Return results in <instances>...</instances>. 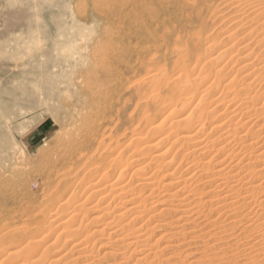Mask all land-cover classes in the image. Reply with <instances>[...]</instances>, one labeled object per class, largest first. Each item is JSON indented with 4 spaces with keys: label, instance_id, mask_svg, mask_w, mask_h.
<instances>
[{
    "label": "rangeland",
    "instance_id": "obj_1",
    "mask_svg": "<svg viewBox=\"0 0 264 264\" xmlns=\"http://www.w3.org/2000/svg\"><path fill=\"white\" fill-rule=\"evenodd\" d=\"M244 1L246 0H241V2ZM257 1L260 2L253 1L250 4L251 6H248L252 0H247L245 4L241 3L240 0H0L1 264H15V262L16 264H29L30 261L25 260L27 258L24 255L25 251H21L24 246L20 244V241L12 240L9 235L14 230L30 233L39 228H48V221L50 220L48 216L54 215V211L59 216V219L55 222L58 227L56 228L55 224H52L51 229L53 232L50 233L46 229L43 235L46 238L51 235V238L48 239L50 242L47 240L48 244L52 241V245L55 243L56 248L58 247L57 249L61 253L65 252L72 240L67 236L69 232L64 230L67 228H63V225L60 226L59 222L62 224L64 217L66 219L70 214H75L73 216L78 215L77 220H82L84 225V223H88L89 217L93 213L84 212L89 205L82 208L81 212L72 210L76 198L84 201L91 198L93 199L91 200L92 204L96 205L98 203L101 207L110 200L108 202L110 203V210L116 211L115 214L122 211V203L119 202V197L111 198L109 197L111 195H109L103 199L105 194L102 192L99 195L100 197L93 198L92 195L95 196L94 194L89 195L87 194L89 192L86 193V191L82 193L83 188L87 189L88 185H92L94 182L99 185L104 182L108 173L111 174V177H109V180L112 179L111 182L113 179H119V176H125L124 179L130 180L131 184L138 179L136 175L133 176L131 171L144 166L145 171L156 170L159 181L167 171H178L177 168H179L178 172L180 173L188 170L191 174L188 171V174H185L192 175L195 167L191 165L192 158H186L188 149L185 150V147L187 146L185 144L180 146L175 144L173 147L172 140L170 141L169 138L170 133L174 130H171L170 133H168L170 128L166 130L168 118L176 115L177 112L180 113V109L188 105L186 104L188 99L190 102L188 101L189 107L185 114L193 115L194 120L202 119V117L205 119V114H202V116L198 114L199 111L205 108L204 101L206 106L210 101V105L214 106L211 108L209 105L207 109L210 110L209 108H211L212 114L219 115L224 112L222 109L227 107L226 104H233L229 102L230 98L237 102L241 99V95L242 98L245 97L240 92L260 93L257 94L258 97L253 95L257 101L259 100L258 105L264 103L263 80L258 78L261 73L264 74V67L262 68V65L264 66V8L262 10L264 0L263 2L261 0ZM259 9L262 11H259ZM247 10H249L247 13L244 12ZM253 11L257 13L255 14ZM244 59L248 62L244 64L251 69V71L249 69V72L252 75L255 74L256 69V73H259L257 76L256 74L252 76L253 79L250 81L253 84L250 88L242 87L241 84L244 82L240 76L243 75L244 71L238 72L236 70L241 67L239 65H242L241 60ZM230 80L233 81L230 83ZM254 81H258L257 84ZM189 83L193 85H189ZM229 84L233 85L231 86L232 89L228 88L226 90L228 86L230 87ZM195 89L197 90L195 91ZM226 92L228 95H226ZM229 92L232 93V96ZM237 93L239 96L236 97ZM220 94L222 99L218 96ZM215 96L218 97L217 103H215ZM219 98L221 101H219ZM210 99H212L213 104ZM201 104H203V107ZM216 111L218 114H215ZM196 114H198L197 117ZM255 117H258L261 122ZM255 117L253 119L258 121V126H255V129L260 128L259 126L264 122V110L261 115ZM165 118L166 120H164ZM195 123L198 124V121ZM200 123L203 125H199ZM154 124L158 126L155 129L152 128ZM162 124L164 127L166 126V131H164ZM199 124L200 127L197 126L199 130H196V133L201 135L199 139L210 136L212 140L214 136L216 137L213 139L214 142H208L212 148L209 151L210 153L207 152L206 154L210 157L214 155V165L216 160L221 161V158L225 157L222 155L226 152V150L220 153L217 152V155H215L216 148H221L222 145L227 146V141L223 143L218 140L219 142L215 143L218 134L206 128L202 120ZM162 130L164 131L163 134L167 135L168 133V136L162 134L164 139L161 137L162 139L159 140L158 136L160 135L157 136L156 133L159 134L160 132L161 134ZM243 130L241 129L239 133L246 132V129ZM149 132L154 134L153 138L156 141L159 140L157 144L161 145L157 146L156 149L152 146L151 149L144 150V154L140 150L142 147L148 146L147 143L145 145V142L152 138V134H149ZM247 136V138L254 136L255 139V135L249 134ZM262 136L259 140H262ZM173 137L175 136L173 135ZM210 137L208 140H210ZM164 140H167V143H164ZM136 144L137 146H135ZM169 144L174 149L170 146L167 147ZM261 144L264 143L261 142ZM161 146L165 152L167 148H169V151L173 149L169 153L173 158L170 155H164L165 160H163V163L161 162L163 166L156 168L157 164L150 165L148 160ZM160 149L159 151L164 154V151L162 152V149ZM119 153L123 156H120ZM135 153H137V156ZM181 153L184 155H182L183 157ZM246 156L243 160L248 162L249 159L245 160ZM178 157L179 159L183 158L181 162L177 160ZM223 158L222 160H224ZM135 160L138 161L135 162ZM172 160L174 163L175 161L180 162L179 167H173L176 163L175 165L171 164ZM202 160L200 159L199 162H203ZM119 161L120 163H118ZM124 161L125 164L127 163L126 165ZM131 163H133V166L129 165ZM252 163L258 165L262 162L259 160ZM119 164L120 166H118ZM164 164L172 165V168L166 170L168 167ZM115 167L125 169L123 175H120L119 170L116 171ZM104 168L108 170L106 171ZM185 168L186 170H184ZM95 171L96 175H94ZM199 174L198 180L201 181L198 183L202 185L204 180L208 179V174L205 170L199 172ZM91 175L96 177L92 179L93 176ZM169 188L166 189L160 186L158 190L161 195L176 190L173 187L170 188L171 190ZM205 188L207 189L208 186ZM136 190L142 192V195H146L149 187H144L143 190L136 188ZM80 193L84 195L82 196ZM256 193L257 191H251L247 195L252 194L254 196ZM79 195L82 197H79ZM210 199L214 206L211 209L213 212L211 219L224 220V222H218L220 223L219 226L227 223L225 222L226 218H228V221L234 220L231 221L232 225H229L228 231L222 233L218 230L217 223L215 224L217 226H214L215 231L211 227L207 229L209 227L205 225L206 217L203 218L198 213L199 217L196 215V219L199 221L201 219L200 222L202 223L205 222V231L201 233L213 234L212 237L210 235L205 236L204 238H207V241L204 239V243L196 239V236L194 238L190 236L197 231L195 226L190 227L193 225L191 221L190 224L188 221V224L185 225V233L182 231L185 237L181 235L182 233L170 237L163 235L176 230L174 229L176 222L171 221L177 215L172 213V217L166 214L165 216L164 214L158 216L156 209H161L164 206L169 207V205H167V202L150 204V200L147 199L145 204L148 209L146 208L143 219L146 220L148 215H155L156 218H151V222L149 220V225L153 221L158 223L155 226L156 228L151 229L149 225L146 226L147 229L144 228L146 234L149 235L148 243L151 244L152 250H156L157 254H160L164 245L171 246L186 240L190 242L186 245L191 246L187 247L182 244L180 249H176V251L171 248L165 250V252L173 250L175 253H179L180 250L179 257L184 260V263H182L183 260L180 259L181 264L187 263L185 260L187 261L190 257L188 254L196 256L193 264H253L254 262L250 263L249 256L244 257L242 253V256L238 257L232 252L240 251V248L238 249L233 245L237 239H239L237 240L238 243L246 242L244 244L246 248H248V241L250 245L255 243L256 247L264 248V237L262 241L261 237L259 238L257 235L260 234L257 229L253 230L247 226L252 221L247 220L246 215L247 217L251 215L255 208H250L251 212L249 209L239 207L238 210L235 209V212L232 213H227L226 210L216 213L217 211L214 208L223 207V204L216 205L217 197H211ZM142 204L140 208H142ZM239 210L242 213L238 212ZM114 213L113 215H115ZM128 214L123 215L121 221L128 218L130 216ZM109 215L107 216L110 218L112 214ZM253 215L254 213L249 217L255 220L256 217ZM235 216L237 217L234 218ZM44 218H47V220ZM102 221L101 219L96 223L93 222L90 226L94 228ZM241 221L243 222L241 223ZM136 223L134 225H138ZM233 224L234 227L236 225L239 227L234 228ZM209 230H211V233H209ZM249 230H253L255 234L250 233ZM241 232L243 236L240 234ZM65 233L67 234L65 235ZM225 233L228 234V237L223 241L229 239V245L232 244V248L235 250L222 249L223 246L220 245L222 241H216L218 236L223 237ZM238 233L240 237H238ZM248 234L252 236L249 240L247 238V236L250 237ZM96 236L98 235L94 236L95 239L99 237L100 240L95 244L93 253L91 252L89 257L83 259L89 258L90 260L87 261L92 260L91 264H106L110 262V256L102 258L103 254L113 252L116 247L98 248L109 240L107 237ZM212 241L216 243H212ZM208 245L212 246L209 247ZM91 246L89 247L92 249ZM7 247L10 248L6 249ZM207 247L208 250L205 249ZM14 248L19 250L16 251L15 257L14 255L11 257L7 253L13 251ZM53 248L55 249V246ZM209 250L213 251L210 252ZM7 256L10 258H7ZM138 256L136 253L132 254L131 259H128L126 264H132L133 259ZM211 257L215 259L213 260ZM36 259L35 263L37 264L39 259L38 257ZM210 260L215 263L210 262ZM229 261L230 263H228ZM41 262L38 264H43ZM69 264L72 263L69 262ZM262 264H264V261Z\"/></svg>",
    "mask_w": 264,
    "mask_h": 264
},
{
    "label": "bare ground",
    "instance_id": "obj_2",
    "mask_svg": "<svg viewBox=\"0 0 264 264\" xmlns=\"http://www.w3.org/2000/svg\"><path fill=\"white\" fill-rule=\"evenodd\" d=\"M253 1H256L257 3L260 2V1L258 2L257 0H252V2H250L248 4V6L251 3H253ZM261 1L263 2V0H261ZM240 2H241V0H240ZM245 2L247 3V0L244 1V2H241V3H244L245 4ZM241 5H243V4H241ZM246 6H247V4H246ZM252 6H253V4H252ZM250 8H249V10H251ZM263 8L264 7H262V10H263ZM249 10L244 11V12L247 13ZM260 10L261 9H259V11ZM256 11L258 12V10H256ZM245 54H246V52H245ZM245 56H247V55H245ZM240 58H242V57H240ZM241 61H242V65H239L241 67H239V69H236V70L238 72L241 71V70L244 71L243 75L241 74L242 76H240L241 79H242V81L244 82L241 85L244 88H250V87H252L251 85L253 84V82L250 81L251 79H253L252 76H255V74L257 76V74L259 75V73H256L257 72V69H256L254 71L255 74L252 75V73L249 72V69L250 68L248 67V65H245L244 64L246 62V59L241 60ZM246 63H248V62H246ZM251 65L253 66V64H251ZM259 66L261 67V64ZM263 67L264 66L262 65V68ZM262 68H259V69H262ZM250 71H251V69H250ZM258 72H259V70H258ZM261 74H260V76L258 78L260 80H263L262 81L263 83L261 81L260 82L264 85V74L263 73H261ZM231 81H233V80H230V83H231ZM255 82L256 81H254V83ZM257 82H256V84H257ZM190 84L191 83H189V85ZM224 84H223V86H224ZM191 85H193V84H191ZM215 85H216V83H215ZM229 85H230V87L228 86L227 88H226V85H225L226 90L228 88L232 89L231 86H233V85L232 84H229ZM209 86H211V85H209ZM191 87H193V86H191ZM211 88H212V86H211ZM261 88H263V87H261ZM196 90L197 89H195V91ZM221 90H222V86H221ZM238 90H242V89H238ZM222 92H221V94L225 95ZM231 92H229V93H231ZM257 92H258V90H257ZM240 93H242L245 97L242 98V95H241V99L237 100V102L233 98H230L231 100L228 99L229 102L230 103L232 102L233 104L232 105L231 104L228 105V104L225 103L227 107L224 108V109H222V110H224V112H222L219 115H214V114L211 113L212 112V109L211 108L214 105L211 106L210 105L211 104L210 101H209V104H207L208 107H209V105L211 106V108H209L210 110L207 109L208 107L206 106V103L204 101L205 108H203L201 111H199L198 114H201V116H202V114H205L206 115L204 117L205 119H203V117H202V119H196V120H194L192 118L193 115H189V113L187 115L185 114V111L189 107L190 100L188 99L186 101V104H188V105H186V107H183L184 109L183 108L180 109V111H181V112L179 111L180 113L177 112L176 115H174V113H173L174 116H172L171 118H168L169 121H166V122H168L167 125L169 126V127L167 126L166 130L168 128H170V131L169 132L167 131V132L170 133L171 130H174L173 132L170 133L172 137L170 136V138H169L170 141L172 140V142H171L172 146L175 145V144H178V146H180L181 144H185L187 146V147H185V150L188 149L187 154L189 155V157H187L188 156L187 155L186 158H190V159L192 158V161H191L192 164L191 165H194V167H195V171L193 172L192 175H190V176L187 175L190 171L186 170V168L184 169V170H186V172H184V173L178 172L179 171V168H177L178 171L177 170L176 171H174V170L172 171L171 170L170 172L167 171L166 174L164 173L165 175H163V177L159 181L158 180L159 177L157 178L156 170L152 169L151 172L150 171L148 172V171H145L146 168L144 166V167H138L136 170L131 171V172H133L132 173L133 176L136 175V177L138 178V179L136 178L137 180L135 179L136 181L131 184L130 180H125L124 179L125 176L124 177L123 176L122 177L119 176V179H117V180L116 179L115 180L113 179V181L111 182L112 179L109 180V177H111V174L108 173L106 175V177H105V181L104 182H102L99 185L94 182V184L88 185L87 186V189L86 188H83L84 191L82 193H85V191H86V193L89 192V193H87L89 195L94 194L95 196L92 195L93 198H95L96 196H99L100 193L102 194V192H104V194H105V195H103V199L106 196L108 197L109 195H111V196H109L111 198H118L119 197L120 199H118V200H119L120 203H122V207H121L122 208V211H119L118 213L115 214L114 212H116V211H112L113 210L112 209L113 207L111 208L112 210H110V203H108L110 200L109 201L107 200L108 202L101 207L100 205H98L97 202H96L97 203L96 205L95 204H92L91 203L92 202L91 200H93V199H91V198L88 199V200L85 199V201L84 200H81L80 198H76V200H74L75 205L72 208V210H74V211L78 210L79 212H81L82 208H85L86 206L89 205L88 207L85 208L86 211H84V210L83 211L85 213L86 212H93V213L89 217L88 223H86V224L84 223V225H83V221L82 220H80V221L77 220L78 215L75 216V217L73 216L75 214H73V215L70 214L71 216L68 214L69 217L68 218L66 217V219L64 217V219L62 220L63 221L62 224H61V222H59V225L60 226L63 225V228H67V229H64V230H66V232L68 231L69 232L68 233L69 235L67 233H65V235L67 234V236H69L68 238H70L72 240L71 242L69 241L70 242V246L68 247V249H66L65 252H62L61 253L57 249L58 247L56 248V245L54 243L53 245L55 246V249H57L58 251L55 250L53 248L54 246L52 245V241H51V243L48 244V241H49L48 239L51 238L50 237L51 235H48L47 238L43 235L44 232L46 231V229L48 231H50V233L53 232V230L51 229V227H52L51 225L52 224H55V222L59 219V216L57 215L58 213L56 214L55 211H54V215L52 214L51 216H48V217H50V220L48 221V228H46L47 225H46V227L44 226L46 229L39 228V229H37V230H35L33 232H30V233H26L25 231H19V230H14L13 233L10 232L12 234H10L9 237L12 240L20 241V244L24 246V248L21 250V251H23V250L25 251L24 252V255L27 257V258L25 257L26 259L25 258L24 259L26 261H30L31 264H34L36 262V260H37L36 258L37 257H38V259L40 261L43 262V264H69V262H71L72 264H91L92 263V260L88 262L87 260H90L89 258L88 259H83V258L89 257L91 255V252L93 253V251H94L93 248H95V244L97 243L98 240H100V239H98L99 238L98 236H103V237H107V239L109 241L106 242V243H104L103 245H100L98 248H101V247L102 248H110L108 246H112L113 248L116 247L115 250L113 249L114 250L113 252H111V251L108 252V253L105 252L103 254L104 256L102 255L103 256L102 258H106L107 256H110V262H107L106 264H124V263L126 264V262L128 261V259H131V255L134 254V253L138 254L139 256L133 259L134 262L132 264H181L180 263V261H181L180 259H182V258L179 257L180 256L179 253L181 251L179 250V253L178 252L175 253V251H176V249L177 250L180 249V247L182 246V244H185L186 245V243L189 244L190 242L184 240V241H182L180 243H177L175 245L172 244L171 246H169V245L166 244V245H164L161 248L162 251H160L161 252L160 254H157V251L156 250L153 251L151 244L148 243V239H149L148 236L149 235L146 234V230H144V228L147 229L146 226L149 225V220L151 218H153V217L154 218H156V217H155V215H153V216H149L148 215V217L146 218V220L143 219L144 213H146L145 211H146L147 206H146L145 203H146V200L147 199L150 200V202H149L150 204L151 203H157V204H159V202L160 203H164V202L166 203L167 202V205H169V207L168 206H164L161 209H156L157 212L156 211H154V212L158 213L157 214L158 216L161 215V214H164V216H165V214H166V215H171V217H172L173 216L172 213L177 215L176 217L174 216L175 218L172 219L173 221H171V222H174V221L176 222V224L174 225L175 226L174 229H176V230L170 231L168 233L163 234V235H168V237L181 234L182 231L184 232L185 225L188 224V221H189V224H190V221H191V224H193L190 227L193 228V226H195L197 228V231H195V232L193 231L194 232L193 234H191V235L188 234V235L192 236L193 238H194V236H196L195 238L196 239H199L201 241V243H204V239H206V241H207V238H204L205 236L210 235V234H208V232L201 233V232L205 231V225H207V227H209V228L206 227L207 229H210V227L214 229V226H217V225H215L217 223L218 224L217 227H218V230H220V232H222V233L223 232H227L228 231V227H230L232 225V222L231 221H233L234 219L233 220L231 219V221H228V218H226L225 222H227V223L226 224L223 223V225H220V226H219L220 223H218V222H224V220L223 221H219L218 219L217 220H213L214 218L211 219V216L213 214V212H212L211 209H213L212 207H214V206H213V202L211 201L210 198L211 197H217L218 200L216 201V205H218L220 203V204H223V207H216V208H214V210L217 211L216 213H221L220 212L221 210H226L227 213H230V212L232 213V212H235L234 211L235 209L238 210L237 208H239V207H241L242 209L245 208V209H249V210L252 207H253V209L255 208L256 210L254 209L255 210V211L253 210L254 212L253 211L251 212V210H250L251 215L254 213L253 216L256 217L255 220H254V218L251 219V217H249L251 215H249L248 217L246 215L247 220H249V221L251 220L252 221V222L250 221L251 223H249V224L247 223L248 224L247 226H248V228L250 227V229H253V230L257 229V231L260 233V234H257V235H258L259 238L261 237V240L263 241V237H264V144H261V142L264 143V122L262 123L261 126H259L260 128L257 127L255 129V126H258V123H257L258 121H255V119H258V117L256 118L255 116L261 115V113L264 110V103H262V104L260 103L261 105L260 104L258 105L259 100L257 101V99H255V97H254V95H256L258 97L257 94H260V93H257V94H255V92H246V93L245 92H240ZM263 93H264V90H263ZM221 94L218 95V96H220V98H221ZM226 95H228L227 92H226ZM237 95H238V93L236 94V97H237ZM261 95H262V93H261ZM231 96H232V93H231ZM215 97H216L215 98L216 99L215 103H217V98L218 97L217 96H215ZM221 99L219 101H221ZM259 99H260V97H259ZM156 100H157V98H156ZM210 100L212 101V99H210ZM192 102L193 101L191 100V103ZM202 102H203V100L201 101V103ZM196 104H198V103H196ZM212 104H213V101H212ZM201 105L203 107V104H201ZM197 106H195V107H197ZM195 109H197V108H195ZM191 112H192V110H191ZM191 112H190V114H191ZM210 113H211V115H209ZM216 113L218 114L217 111L215 112V114ZM198 114H196V117L198 116ZM253 117H255V119H253ZM162 119H161V121H162ZM164 120H166V118ZM201 120H202V122H204V125H205L206 128H209L210 131H214V132H216L218 134V135H216L217 136V139H216L215 143L216 142H219L218 140H221L223 143H224V141H227V143H226L227 146H223L222 145L221 148H218V149L216 148V150H215L216 154L214 153L215 155H217V152L220 153V152H224L226 150V152H224V154L222 155V156H225L224 158L222 157L224 160H222V158H221V161H219V160L217 161L216 160V162H214V165H213V161H215L214 160L215 159L214 158V155L213 156L211 155V157H210V156H206V154L212 148L211 145L209 146L208 142L210 143V141H213V139L216 138V137L213 134L214 138H212V140H211V137L210 136L205 137V135H204V137H205L204 139L201 137L203 140L201 138L199 139V137L201 135H198V133H196V130H199L198 127H200V126H198V124H199V122ZM258 120L260 121V119H258ZM196 121H198V124L195 123ZM217 122H219V124H217ZM160 123H163V122H160ZM199 125H203V124L200 123ZM162 126H163V124H162ZM155 127H158V126L156 124L152 125V128L153 129H155ZM165 127H164V131H166L165 130ZM253 127H254V131H253ZM202 128H201V131H202ZM241 129L242 130L243 129H246V132L243 133V134L239 133V131ZM249 129H251V130H249ZM164 131L162 130L161 131L162 132L161 134H160V132L158 134L155 131V133L157 134V136L160 135V136H158L160 138L159 140H161L163 138L162 137V134H163ZM243 131H245V130H243ZM168 133H167V135L166 134H163V136H168ZM172 133H173V135L175 137H173ZM149 134H152V133L149 132ZM249 134L250 135H255V139H254V136L253 137H250V138H247L248 137L247 135H249ZM136 135H137V133H136ZM138 135H139V133H138ZM153 135L154 134H152V136H151L152 138H150V139L148 138L149 140L147 142H145V145L147 143L148 146H144V145H143L144 147L141 146L142 147L141 150H140L141 153H144V150L151 149L152 146L156 149L157 146L161 145V144H159V145L157 144V141H159V140L156 141L153 138ZM261 136L263 138H262V140H259L261 138ZM209 137H210V140H208ZM165 142L167 143V140L166 141L164 140V143ZM168 143H170V142H168ZM162 145H165V144H162ZM135 146H137V144ZM169 146L172 147L170 144L167 147H169ZM159 148L162 149V146L159 147ZM159 148L154 153L152 151V153H153V154L151 153L152 154L151 155L152 157H150L149 160H148V163L150 165L151 164L152 165H156L157 164L156 165V168L157 167L160 168L161 166H163L161 164V162L163 163L164 162L163 160H165V156L166 155H170L169 153L172 152L173 149H174V148L172 150L170 149L171 151H169V148H167L168 150L166 148H164V149H166V152L162 149V152L164 151V154H162L159 151ZM182 151H183V149H182ZM243 152L245 153L244 155H243ZM119 155H120V153H119ZM135 155L137 156V153H135ZM182 155L183 154L181 153V156ZM201 155H203V156H201ZM239 155H240V157H239ZM245 155H247L246 158H245V160H248L249 159L248 162H245L243 160L244 157H245ZM120 156H123V155H120ZM170 157H171V155H170ZM112 158H114V157H112ZM171 158H173V157H171ZM130 159H132V158H130ZM175 159H176V157H175ZM181 159H183V158H181ZM181 159H179V157H178L177 160L181 162ZM200 159H203L202 160L203 162H201V161L199 162ZM110 160H112V159H110ZM259 160L262 163H260L258 165H253L254 163H252V162L259 161ZM137 161L138 160H135V162H137ZM166 161H169V160H166ZM182 161H185V160H182ZM172 162H170V163L173 164V165H175V163H176V165L173 166V167H176V166L179 167L178 164L180 162L178 163L177 161H175V163H174L173 160H172ZM118 163H120V161ZM133 163H131L129 165L131 166ZM124 164H125V161H124ZM124 164H123V166H125L127 163L125 165ZM185 164H186V162H185ZM118 166H120V164ZM165 166L168 167V169H166V170H169V169L172 168L171 167L172 165L170 166V165H167L166 164ZM169 166H170V168H169ZM186 166L188 167L189 165H186ZM115 168H116V171L119 170L120 175H123V170H125V169H121V168L117 169V167H115ZM204 170L207 171V174H208L207 175L208 176L207 178L208 179L204 180V182L202 183V185H199L198 182L201 181L200 179L198 180V176L200 175L199 172L204 171ZM106 171H104V172H106ZM187 171H188V173H187ZM138 172H141V173H138ZM174 172H176V173H174ZM185 173H187V174H185ZM137 174H138V176H137ZM176 174H177V176H176ZM189 174H191V173H189ZM94 175H96V171H95V174ZM113 175H116V174H113ZM91 176H93V175H91ZM205 176H206V174H205ZM94 177H96V176H93L92 179ZM199 178H202V177H199ZM157 180H158V182H157ZM95 181L97 182L98 180H95ZM154 185H156V186H154ZM100 186H103V187L101 188ZM160 186L161 187H165L166 189H168V187H170V188L173 187L176 190H173V191L168 192L166 194L161 192L163 194V195H161L160 192H159V190H158V187H160ZM206 186H208L207 189L205 188ZM144 187H149V191H147L148 193H146V195H142L141 194L142 192L140 193L139 191L136 190V188H138L139 190H143ZM154 188H156V189H154ZM170 188H169V190H171ZM156 191H157V193H156ZM251 191H253V192L257 191L256 195H254V196L252 194L251 195H247V193L249 192V194H250ZM82 193H80V194L82 195ZM199 195H203V196H199ZM82 196L79 195V197H82ZM160 197H161V200H160ZM84 198H86V197H84ZM103 199H102V201H104ZM141 203H143L142 204V208H140L141 207ZM194 204H196V205H194ZM58 210H59V207H58ZM240 210L238 212L242 213L241 212L242 210L241 211ZM68 212H70V211H68ZM79 212H78V214H79ZM112 212L115 215H113ZM238 212H236V213H238ZM245 213H247V212H245ZM108 214H110V215L112 214L110 218L107 216ZM125 214H128L130 216L128 218L124 219V221H121V218H123L124 217L123 215H125ZM197 214L198 215H202L201 217H203V218L206 217L205 218L206 219L205 220L206 224H205V222L204 223L200 222L201 219H200V221L196 219L197 217H199ZM196 215H197V217H195ZM241 215H244V214H241ZM232 216H234V215H232ZM220 217H222V216H220ZM220 217H219V219H220ZM236 217L237 216H235L234 218H236ZM238 217H240V216H238ZM215 218H217V217H215ZM44 219L47 220V218H44ZM101 219L103 220L101 222V224H97L96 227L94 226V228H92L90 226V224H92L93 222L96 223V221L101 220ZM242 220H243V218H242ZM59 221H61V220H59ZM167 221H170V220H167ZM136 222H138V223H136ZM150 222H151V220H150ZM238 222L240 223V221H238ZM242 222L243 221H241V223ZM135 223L138 224V225H134ZM167 224H169V223H167ZM235 224H236V222H235ZM157 225H158V223H156V222L153 221L152 223H150L149 226L152 229L153 227H155ZM171 226H173V225H171ZM236 226H235L236 228L239 227L238 225H236ZM245 226H246V224H245ZM55 227L56 228L58 227L57 224H55ZM88 227H89V229H88ZM233 227H234V224H233ZM241 227L244 228L243 226H241ZM90 228H92V229H90ZM232 230H235V229H232ZM253 230H249L250 233L251 232L254 233ZM214 231H215V229H214ZM241 231H242V229H241ZM54 233H55V231H54ZM61 233L63 234V232H61ZM209 233H211V230H209ZM240 234L242 235V232ZM240 234H239L238 237H240ZM41 235H43V236L40 237ZM95 235H98V236H96V237H98L97 239H95V237H94ZM181 235H183L185 237V234L182 233ZM212 235L213 234H211L210 236L212 237ZM227 235L228 234L225 233V236L223 235V237H219V236L217 237V240H216L217 242L222 241V244H220V245H222L223 248L221 246H220V248H222V249L229 248L230 250L233 251L234 248H232V246L235 245L236 248H238V249L240 248V251L239 252H235V253L232 252V254H235V256L238 255V257H239L243 253L242 255L244 257L249 256L250 263H252V262H254V263L256 262L257 264L258 263H260V264L263 263V261H264V251H263L264 248L263 247H261V248L260 247H256V245H254L255 244L254 243L255 241L253 242L254 244L251 243V245H250L249 244V241H248L247 242L248 243V245H247L248 248H246L244 246V244L246 242L245 243H238L237 240H239V239L236 240L237 237L234 238L236 240L235 244L229 245V239H227L226 241H223L225 238L228 237ZM246 235H247V233H246ZM246 235H245V237H246ZM231 236H232V234H231ZM251 237L252 236H250V237L247 236L248 240ZM254 237H256V236H254ZM189 238H191V237H189ZM229 238H230V236H229ZM67 239H66V241L69 240V239L68 240ZM253 240H254V238H253ZM155 241H156V239H155ZM57 242H59V241H57ZM156 242H158V240ZM239 242H241V241H239ZM212 243H216V242H213L212 241ZM212 243H210V244H212ZM106 244H108V245H106ZM90 245H92L91 246L92 249L89 247ZM152 245H154V244H152ZM103 246H105V247H103ZM186 246L189 247L191 245H189V246L186 245ZM208 246L211 247L212 245L211 246L208 245ZM10 247H12V246H10ZM10 247H7L6 249H8ZM156 247H155V249H156ZM170 248L173 249V250H175V251L172 250L171 252H169V251H166L165 252V250H168ZM15 249L16 248H14L13 251L8 252L7 254L9 256L11 255V257H12V255H14V257H15L16 251L19 250V249H17V250H15ZM205 249L208 250V247L205 248ZM89 250H90V252H89ZM211 251H213V250H211ZM1 254H2V252H1ZM36 255H38V256H36ZM175 256H178V257H175ZM188 256H190V257H188L189 259L187 261L185 260V262H187L185 264H189V263H192L193 264V262L196 260V258H195L196 256H192V255H189V254H188ZM222 256H223V254H222ZM7 258H10V257L7 256ZM245 259H247V258H245ZM38 261H37V264L40 262V261L39 262ZM30 262H29V264H30ZM210 262H212V261L210 260ZM218 262H219V259H218ZM182 263H184V260H183ZM228 263H230V261ZM15 264H16V262H15ZM216 264H218V263H216Z\"/></svg>",
    "mask_w": 264,
    "mask_h": 264
}]
</instances>
